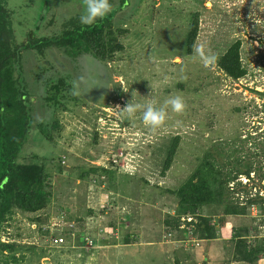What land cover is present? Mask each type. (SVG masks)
<instances>
[{"label":"rangeland","instance_id":"rangeland-1","mask_svg":"<svg viewBox=\"0 0 264 264\" xmlns=\"http://www.w3.org/2000/svg\"><path fill=\"white\" fill-rule=\"evenodd\" d=\"M22 1L23 16L19 13L17 20L23 24L15 26L19 43L29 31H36V25L38 35L54 36L65 20L84 10L83 0H50L45 11L39 6L38 11L30 10L29 0L14 3ZM129 1L115 19L117 27L129 31L121 38L125 50L109 66L91 56L72 62L55 49L44 57L25 53V76L37 124L23 154L42 158L51 176L53 199L36 215L17 213L0 230L2 241L21 246L16 264H232L237 229L248 228L249 243L260 244L264 239V219L256 207L249 209L247 216L226 217L225 228L219 232L225 240L215 243L224 253L221 256L199 250L202 241L192 236L186 224L191 216L181 219L179 232L164 224L177 208V199L165 191L186 182L205 149L238 136L242 140L250 135L260 137L257 147L264 142V97L257 94L264 95V0ZM197 11L202 14L197 45L203 44L206 52L218 57L231 43L241 41L243 64L248 68L245 78L233 81L216 65L208 69L198 57L187 56L191 14ZM60 76L72 85L78 82L81 93H70L65 110L43 100V82ZM178 83H183L182 89ZM120 89L123 98H119ZM175 95L183 97L184 113L169 109L165 125L155 131L143 125L140 112L132 117L118 114L117 109L133 98L140 104L155 100L159 106ZM237 108L242 110L237 112ZM55 120L61 130L52 131V143L37 125ZM173 135L182 137L181 148L167 177L162 178L165 150L160 152L159 147L168 144ZM251 148L258 151L249 141L245 153ZM251 159L256 168L251 175L254 182L246 176L239 181L249 191L253 186V193L261 190L264 195V155ZM100 167L109 170L105 177L79 178ZM201 214L215 222L222 216L218 208H206ZM66 229L67 233L74 229L72 243L65 237ZM184 229L188 230L187 239ZM169 233L171 238H167ZM80 234L96 239L97 244L78 241ZM127 236H133L129 245L124 241ZM58 237L65 243L56 244ZM259 264H264V259Z\"/></svg>","mask_w":264,"mask_h":264},{"label":"trees","instance_id":"trees-1","mask_svg":"<svg viewBox=\"0 0 264 264\" xmlns=\"http://www.w3.org/2000/svg\"><path fill=\"white\" fill-rule=\"evenodd\" d=\"M13 3L14 0H0V230L17 213L36 215L46 210L53 199L51 176L42 158L39 155L23 154L31 131L37 124L34 118L32 91L25 76V53L35 52L44 57L50 50L55 49L72 62L91 56L109 66L115 61L117 54L125 50L121 38L129 33L127 29L117 27L115 19L118 13L129 6L130 1L110 0L113 4L111 13L92 25L81 24L80 16L76 15L65 20L61 31L54 36L38 35L35 32L39 30V26L36 25V31H29L26 40L19 43L15 26L23 24L17 17L19 13L23 16L21 8L25 4L23 1ZM49 4L50 0H29L28 8L38 11L36 6H39L38 8L41 7L45 11ZM201 16L199 11L191 14L185 43L187 56L194 55L192 46L198 42ZM40 18L44 20V17ZM216 67L233 81L245 78L248 68L242 60V42L238 40L231 43L225 52L218 55ZM72 87L65 76L43 82V100L50 106H60L65 110L64 103L69 99ZM177 87L182 89L183 83H178ZM257 94L264 97L263 93ZM119 98H123L122 90L119 91ZM73 99L79 100L78 97ZM241 110L236 109L237 112ZM37 128L42 136L52 143L55 142L52 131L61 130L58 120L53 124L41 122ZM259 138L250 135L246 140H242L238 136L236 142L219 141L205 149L203 157L198 160L196 169L186 182L178 189L165 191L177 199L175 215H167L164 221L166 228L179 232L181 219L191 216L192 221L186 224L191 228L192 236L201 241H214L225 228L226 217L247 216L249 209L256 207L264 219V195H261V190L253 193L255 187H250L249 191L239 181L241 176H246L250 183L254 182L251 175L256 168L251 158L254 155H264V142L259 143L260 147L255 143ZM249 141L257 152H252L251 148L250 153H245V146ZM237 142L241 144L236 145ZM181 143L182 137L173 135L168 144L159 147L160 152L165 150L160 172L162 178L167 177L174 165ZM247 155H250V160ZM257 170L261 171L262 168ZM108 171L102 167L91 168L87 173L79 175V178L86 180L92 176L100 179L105 177ZM260 178L263 179V174ZM142 180L148 184L147 180ZM232 184L234 187H231ZM262 189L264 191V187ZM236 194H243L244 197H237ZM206 208H218L222 215L220 220L215 222L213 217L202 215ZM73 231L74 229H69V233L67 229L64 231L67 234L66 239L71 240V243L74 239ZM183 232L184 239H187L188 230L184 229ZM82 234L78 235L77 239L84 243ZM248 236L247 227L236 230L233 236V260L244 264H259L264 259V239L260 244L259 241L249 243ZM131 239L133 236H127L125 244H131ZM19 248L21 246L17 243L2 241L0 238V254L5 255L2 256L0 264H11L12 261L16 264L19 260ZM203 264H206V261Z\"/></svg>","mask_w":264,"mask_h":264},{"label":"clouds","instance_id":"clouds-1","mask_svg":"<svg viewBox=\"0 0 264 264\" xmlns=\"http://www.w3.org/2000/svg\"><path fill=\"white\" fill-rule=\"evenodd\" d=\"M84 10L79 17L80 23L83 25H92L98 19H103L111 13L113 4L110 0H83ZM192 52L198 57L205 68L211 69L215 67L218 57L214 54L206 52L203 44H193ZM71 94L79 96V83L73 82ZM169 109L176 114H183L186 109V103L182 96L175 95L164 100L163 104L157 106L155 100L148 99L145 104L132 101L128 102L123 109H117L118 114L127 113L129 117L140 112L143 125L149 130L155 131L163 127L168 119ZM104 168V167H102ZM106 169V168H105Z\"/></svg>","mask_w":264,"mask_h":264},{"label":"crops","instance_id":"crops-1","mask_svg":"<svg viewBox=\"0 0 264 264\" xmlns=\"http://www.w3.org/2000/svg\"><path fill=\"white\" fill-rule=\"evenodd\" d=\"M224 239V238H223ZM225 240V239H224ZM222 238H219L217 240H214V241H202V247L199 249L201 250V252H203L205 255H209V254H213L214 252L217 253L218 256H221V255H224V253L222 254L220 251H219V246H217L215 243H222ZM177 241V240H176ZM222 248V246H221ZM223 249V248H222ZM203 250V251H202ZM197 253H200L199 251H197ZM202 254V253H201ZM203 254V255H204ZM232 264H240V263H237V262H232ZM244 264V263H243Z\"/></svg>","mask_w":264,"mask_h":264},{"label":"built area","instance_id":"built-area-1","mask_svg":"<svg viewBox=\"0 0 264 264\" xmlns=\"http://www.w3.org/2000/svg\"><path fill=\"white\" fill-rule=\"evenodd\" d=\"M192 221V220H191ZM101 234V233H100ZM73 237V236H72ZM172 237V234L171 233H169L168 235H167V238H171ZM73 238H75V236L73 237ZM84 240V243L86 242V244L88 245L89 243L91 244V245H95V244H97L96 243V239H91V238H89V237H86V238H84L83 239ZM193 240H195V239H193ZM183 241H185V240H183ZM55 243L56 244H63V243H65V239H63L62 237H58V238H56L55 239ZM197 242H194V244H196ZM197 246H199V244L197 243Z\"/></svg>","mask_w":264,"mask_h":264}]
</instances>
